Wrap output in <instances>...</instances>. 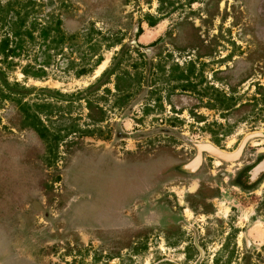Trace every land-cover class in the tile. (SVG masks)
<instances>
[{
	"label": "rangeland",
	"instance_id": "374dc122",
	"mask_svg": "<svg viewBox=\"0 0 264 264\" xmlns=\"http://www.w3.org/2000/svg\"><path fill=\"white\" fill-rule=\"evenodd\" d=\"M262 2L0 0L9 18L19 12L28 25L48 21L74 35L41 78L24 73L44 59L30 45L9 74L14 90L94 129L61 142L49 164L47 142L0 122V264H264V188L229 186L210 157L201 175L176 176L195 143L231 150L264 130ZM202 35L228 55L193 51ZM55 90L81 93L58 102ZM87 95L103 111L89 126ZM120 95H131L122 108Z\"/></svg>",
	"mask_w": 264,
	"mask_h": 264
},
{
	"label": "trees",
	"instance_id": "16d2710c",
	"mask_svg": "<svg viewBox=\"0 0 264 264\" xmlns=\"http://www.w3.org/2000/svg\"><path fill=\"white\" fill-rule=\"evenodd\" d=\"M7 13V10L2 14L0 13V30L2 32L0 38V110L4 111L0 114V122L5 117L11 124L35 132L42 141L47 142L51 153L47 156L48 163L53 164L61 142L68 140L69 137H73L72 140H75L85 134L92 135L94 129L80 127L74 122V118H66L63 113H57L61 112L62 108L57 103L25 101L24 95L14 90L20 83L10 81L9 74L14 71L16 60L28 53L30 45H38L44 59L42 63H38V59H35L38 66L29 64L24 68V73L35 78L44 77L45 68L51 65L55 54H58V52L54 54L52 52L66 39H73L74 35L67 34L58 24L53 27L48 21L45 23L35 21L28 25L26 17L20 15L19 12L15 13L13 18H9ZM70 63L75 65L76 61L72 60ZM87 71L88 69L84 68L78 73L84 74ZM127 82L128 79L125 78V73L120 72L117 77V90L120 93L126 92L122 86H127ZM93 88L92 85L89 89L93 92ZM55 92L62 96L56 97L58 102L63 100L72 102L74 100L72 98H77L81 93L80 91L77 93H62L56 90ZM130 96L120 95L117 106L119 108L124 107V101ZM84 98H86L87 108L89 109L88 118L91 122L88 123V126L102 122L103 117L100 116V113L103 111L95 103L92 95H87ZM55 115L58 117L54 119L53 116ZM44 117L49 120L50 124L45 122ZM67 120L70 121L67 122Z\"/></svg>",
	"mask_w": 264,
	"mask_h": 264
},
{
	"label": "flooded vegetation",
	"instance_id": "af4514ba",
	"mask_svg": "<svg viewBox=\"0 0 264 264\" xmlns=\"http://www.w3.org/2000/svg\"><path fill=\"white\" fill-rule=\"evenodd\" d=\"M192 3L193 2H191L190 4ZM262 4L264 5V0ZM176 5H179V3H177ZM261 9H264V7H259V11ZM257 27L259 28L260 25H258ZM194 38L196 39V41L194 43L195 46L192 47V50L193 51L202 50L201 52L206 56H209L210 60L224 58L225 56L228 55V54L218 55V52L213 49L214 47L211 44V39L206 38L203 35L196 36ZM248 46H251V43H249ZM244 48L245 46L242 47V49ZM238 57L239 58L243 57V55L236 56L230 54V58L231 59L233 58V60H235ZM201 59H203V56H200V60ZM226 63L229 65L230 63H232V61L228 60V62ZM224 68H228V67L224 66ZM236 71H238V67ZM254 132H258L259 135L256 137L248 138L243 143L245 137L250 133H254ZM250 133L246 134L238 143V145L231 150L220 148L218 145L210 142L195 143L194 145L197 149V154L190 162L183 164L182 166L179 165L180 170L176 176L183 175V176H188L187 178L189 179H193L194 176L196 177L201 175L202 172L200 170L202 166H204V164L207 163V157H210L211 163H214L218 167V171L220 170L219 171L220 177L224 179L225 182L229 181L230 183V184L228 183L229 186L240 189L241 191L246 193H253L259 191L260 189H263L264 188V146L259 147L261 145V142L259 141L264 140V130H257ZM242 143L243 145L240 150ZM208 145L213 146L232 157L229 159H222L210 153L209 151L202 149L203 146H208ZM216 160H220L221 163H217ZM228 166L233 167V169H228ZM148 177H150V174L148 175ZM139 188L140 189L138 190V195L142 193V189H144V187L141 186ZM171 218H173V216L171 217L170 215H166V214L160 217V219L163 221L170 220Z\"/></svg>",
	"mask_w": 264,
	"mask_h": 264
},
{
	"label": "water",
	"instance_id": "95a60500",
	"mask_svg": "<svg viewBox=\"0 0 264 264\" xmlns=\"http://www.w3.org/2000/svg\"><path fill=\"white\" fill-rule=\"evenodd\" d=\"M258 135H259L258 132L250 133L249 135H247V136L245 137L243 143H244L248 138L256 137V136H258ZM243 143L241 144L240 150H241V148H242ZM202 149H205V150L209 151L210 153H212V154H214V155H216V156H218V157H220V158H222V159H229V158L232 157V156H229V155H227L226 153L222 152L221 150H219V149H217V148H215V147H213V146H210V145H208V146H203ZM238 150H239V149H238ZM238 152H239V151H238Z\"/></svg>",
	"mask_w": 264,
	"mask_h": 264
}]
</instances>
